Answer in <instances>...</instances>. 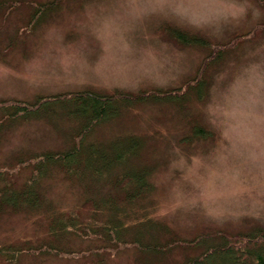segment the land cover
<instances>
[{
	"label": "rangeland",
	"instance_id": "1",
	"mask_svg": "<svg viewBox=\"0 0 264 264\" xmlns=\"http://www.w3.org/2000/svg\"><path fill=\"white\" fill-rule=\"evenodd\" d=\"M76 92L110 97L115 108L95 119L72 113L62 100ZM42 99L50 104L34 110L38 116L25 114L22 102L37 108ZM77 138L136 142L133 159L148 183L141 196L119 202L126 236L109 245L105 233L60 231V247L75 253L6 252L0 264H183L206 245L264 228V0H0L7 179L22 183L31 173L22 163ZM55 170L40 181L46 204L76 223L106 224L108 206L84 203V184ZM11 209L0 212V245L53 242L45 211ZM146 219L171 248L124 241L135 240Z\"/></svg>",
	"mask_w": 264,
	"mask_h": 264
},
{
	"label": "trees",
	"instance_id": "2",
	"mask_svg": "<svg viewBox=\"0 0 264 264\" xmlns=\"http://www.w3.org/2000/svg\"><path fill=\"white\" fill-rule=\"evenodd\" d=\"M191 39L192 38H190V40ZM185 40L187 41L188 38L185 37ZM190 40H188V42ZM72 94L73 93L69 94L72 99L62 100L64 104L69 105V110L72 113L79 110L83 111V114H85L88 110L96 115L94 117L95 119L97 116L109 112L107 107L110 97L105 98V96L102 97L83 92H76L73 96ZM144 96L145 95L142 94L141 96L135 97L140 98ZM127 98L130 97L127 96ZM71 100L74 101L72 106L70 105L71 103H69ZM126 100L127 99L124 98L121 102H125ZM48 104L42 99L39 101L37 108H34V105L30 108V104L27 101L22 102V107L25 109V114H27L31 110L34 112V110L41 106L40 110H42V108H46ZM108 108L113 109L115 105L112 104L111 107L110 104ZM36 113L37 112H34L32 115L38 116L39 114ZM10 114L12 116L15 115L13 112ZM83 120L87 121L85 118ZM76 140L77 142H73L71 147H66L62 149L61 152L44 151V153L35 154V158H29L22 163L30 168L31 173L20 184L7 179V176L9 177L12 171L9 170V174H7L5 172L6 169L0 166V179L2 180V184H0V212L6 210L7 207L13 210L45 211L49 221V228H51V232L55 234L52 235L53 242H50L51 239L47 240V242L27 244L28 247H24L23 245H0V253L7 252L12 255L11 257H16L23 251L32 255L47 254L49 252L64 255L75 253L71 249L66 250L60 247L58 244L61 241L58 239L60 231H63V233H73L79 236H81L82 233L90 234V236L94 237H99L98 234L105 233L103 236H105V240L109 245L110 243H118L117 239L120 241V236L127 234L126 230L123 229L125 217L121 219L117 216V213L123 210V203L120 206L119 202H131L134 198L141 196L146 191L145 187H147L148 183L146 167L140 166L133 159V153H135L134 151L137 149L136 142L125 139L116 140L107 144H80L81 141L78 140V138ZM55 169H62V171L67 174L66 176L72 181L76 180L79 181L80 184H84L87 189L86 193L90 191L89 194H87V201L84 203L92 204L91 206L98 205V207L108 206L107 208H109L112 213L108 215L106 219L108 222L106 224L98 229L96 226H91V222L94 223V221L89 223L87 220H82L76 223L78 218L71 213H57L50 205L46 204L48 201L46 200L40 181L41 178L47 176L48 173L50 174L56 171ZM102 188L107 189L105 190ZM50 211L53 212L50 213ZM73 213L77 214L76 211ZM101 216L102 215L96 212L91 214V217L94 219H103L107 215ZM141 222L142 223H139V229L136 230L135 238V240L138 239L139 243L134 239L131 241L124 239L125 242H132V244L135 245L138 244V246H142L141 249L150 251H166L167 248L169 249L173 246L169 241H167L166 244L159 242V236H157V223L147 219L146 222H143V220H141ZM143 234L147 235L148 239L143 240ZM199 240L200 239L193 240L191 244L196 245ZM214 244L204 246L199 253L186 258L183 264H264V228H255L252 234L245 237L227 236L225 242L218 241ZM161 245L164 249H161ZM185 245H190L189 240ZM94 249L95 248H92L91 250ZM99 250H101L100 246L97 247V252H99Z\"/></svg>",
	"mask_w": 264,
	"mask_h": 264
},
{
	"label": "bare ground",
	"instance_id": "3",
	"mask_svg": "<svg viewBox=\"0 0 264 264\" xmlns=\"http://www.w3.org/2000/svg\"><path fill=\"white\" fill-rule=\"evenodd\" d=\"M77 157V156H76Z\"/></svg>",
	"mask_w": 264,
	"mask_h": 264
}]
</instances>
